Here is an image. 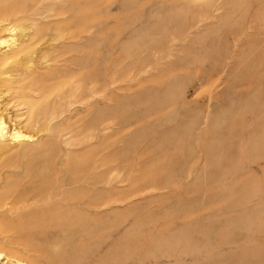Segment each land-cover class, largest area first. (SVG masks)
Returning a JSON list of instances; mask_svg holds the SVG:
<instances>
[{"label":"rangeland","instance_id":"1","mask_svg":"<svg viewBox=\"0 0 264 264\" xmlns=\"http://www.w3.org/2000/svg\"><path fill=\"white\" fill-rule=\"evenodd\" d=\"M0 117V264H264V0H0Z\"/></svg>","mask_w":264,"mask_h":264},{"label":"bare ground","instance_id":"2","mask_svg":"<svg viewBox=\"0 0 264 264\" xmlns=\"http://www.w3.org/2000/svg\"><path fill=\"white\" fill-rule=\"evenodd\" d=\"M12 28V27H11ZM13 29V28H12ZM12 29H10L11 31H12ZM12 39V38H11ZM4 40V39H3ZM3 40H1V44H3ZM5 41V40H4ZM12 41H13V39H12ZM5 42H7L8 43V40L7 41H5ZM6 43V44H7ZM8 45V44H7ZM11 45V44H10ZM5 122H4V120H3V118H1L0 117V141H2L1 139L3 138V137H5V135H7L8 134V136H9V138H11L12 140L11 141H16L17 139H26V138H29L30 137V134L28 135V134H25V133H22L20 130H13V132H9V130H8V128H7V125H5L4 124ZM15 129V128H14ZM8 132V133H7ZM32 136V135H31ZM6 138H8V137H6ZM29 139H31V138H29ZM28 140V139H27ZM18 141V140H17ZM6 264V263H5ZM16 264H27V263H25V262H22V261H20V260H16Z\"/></svg>","mask_w":264,"mask_h":264}]
</instances>
